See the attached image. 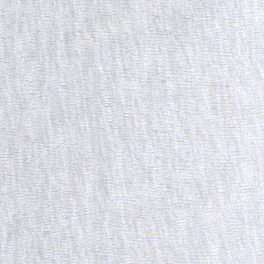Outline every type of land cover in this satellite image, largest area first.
<instances>
[{
	"label": "water",
	"instance_id": "obj_1",
	"mask_svg": "<svg viewBox=\"0 0 264 264\" xmlns=\"http://www.w3.org/2000/svg\"><path fill=\"white\" fill-rule=\"evenodd\" d=\"M0 264H264V0H0Z\"/></svg>",
	"mask_w": 264,
	"mask_h": 264
}]
</instances>
